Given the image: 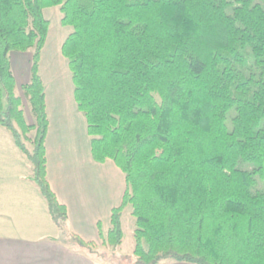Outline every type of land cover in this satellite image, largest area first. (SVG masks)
<instances>
[{"label": "trees", "instance_id": "1", "mask_svg": "<svg viewBox=\"0 0 264 264\" xmlns=\"http://www.w3.org/2000/svg\"><path fill=\"white\" fill-rule=\"evenodd\" d=\"M51 3L73 28L63 54L93 157L126 178L102 245L123 244L130 208L133 264H264V0ZM45 5L0 0V126L29 159L59 240L92 253L49 181ZM32 48L20 91L11 53Z\"/></svg>", "mask_w": 264, "mask_h": 264}, {"label": "crops", "instance_id": "2", "mask_svg": "<svg viewBox=\"0 0 264 264\" xmlns=\"http://www.w3.org/2000/svg\"><path fill=\"white\" fill-rule=\"evenodd\" d=\"M44 15L50 23L40 66L49 116V181L67 206L71 232L93 242L95 251L106 249L100 230H109L112 210L125 195L126 178L114 161L97 162L93 157L87 117L77 103L69 59L63 54L73 28L62 24L60 5L47 3ZM31 60L27 57L25 67L22 57L12 63L20 89L31 78ZM31 176L29 159L11 132L0 126V264H131L125 257L133 255L134 247L125 252L122 244L117 255L105 256L60 241L59 226Z\"/></svg>", "mask_w": 264, "mask_h": 264}, {"label": "rangeland", "instance_id": "3", "mask_svg": "<svg viewBox=\"0 0 264 264\" xmlns=\"http://www.w3.org/2000/svg\"><path fill=\"white\" fill-rule=\"evenodd\" d=\"M51 2V0H45V3H49ZM52 24L54 23V21H51ZM34 53V49H30L26 52H20V51H14L11 53V59H12V63H16V61L19 59V57L23 58V63H24V67H25V60L27 59V57L29 58V60H31L32 56ZM14 68V67H13ZM15 69V68H14ZM20 89V88H19ZM21 91V89H20ZM28 110V116H30L29 114V109ZM135 218L132 216L131 214V209L130 208H126V210L124 211L123 214V229L125 232V238H124V242H123V246L122 249L125 252H131V250L134 247V230H135ZM100 251H105L106 256L108 255H117L116 253L118 252V250L116 251V253L112 252V249L110 247H107L106 249H103L101 247V249H98ZM128 263L133 264V261L131 259L127 260Z\"/></svg>", "mask_w": 264, "mask_h": 264}]
</instances>
